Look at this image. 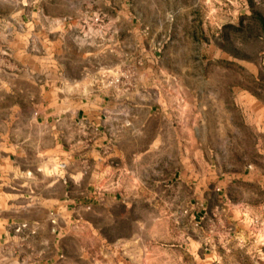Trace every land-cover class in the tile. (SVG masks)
Segmentation results:
<instances>
[{
    "label": "rangeland",
    "instance_id": "374dc122",
    "mask_svg": "<svg viewBox=\"0 0 264 264\" xmlns=\"http://www.w3.org/2000/svg\"><path fill=\"white\" fill-rule=\"evenodd\" d=\"M81 86L172 97L185 141L65 206L51 119ZM1 245L0 264H264V0H0Z\"/></svg>",
    "mask_w": 264,
    "mask_h": 264
},
{
    "label": "crops",
    "instance_id": "0c3cea01",
    "mask_svg": "<svg viewBox=\"0 0 264 264\" xmlns=\"http://www.w3.org/2000/svg\"><path fill=\"white\" fill-rule=\"evenodd\" d=\"M148 91L154 93L153 89L145 91L138 86L126 89L81 86L68 92L71 106L63 102L55 105V109L63 115L51 119L52 130L49 131L66 138L67 151L63 159L71 167V171L65 174L67 176L58 180L63 184L68 182L70 186L82 183L79 194L75 196L69 186L67 194L56 195L58 202L66 206L69 202L75 203V199L84 205L105 201L108 196L106 176L122 168L117 167L116 160L130 156L136 159L144 157L151 151V144L165 141L163 135H177L179 140L185 141V132L180 126L176 132L168 126L174 119L179 123L181 105L176 104L172 97H163L162 100ZM139 137L143 138L145 145L131 148L129 145L133 139L137 142ZM19 165L20 162H17L14 171H21ZM66 188L67 185L64 190ZM3 240L5 242V235ZM0 247V255L5 256L4 246ZM1 264H5V259Z\"/></svg>",
    "mask_w": 264,
    "mask_h": 264
},
{
    "label": "built area",
    "instance_id": "2783aa9c",
    "mask_svg": "<svg viewBox=\"0 0 264 264\" xmlns=\"http://www.w3.org/2000/svg\"><path fill=\"white\" fill-rule=\"evenodd\" d=\"M21 227H27V224L26 223H21L20 225ZM19 228V227H18Z\"/></svg>",
    "mask_w": 264,
    "mask_h": 264
}]
</instances>
